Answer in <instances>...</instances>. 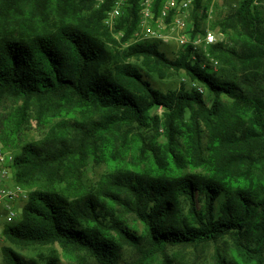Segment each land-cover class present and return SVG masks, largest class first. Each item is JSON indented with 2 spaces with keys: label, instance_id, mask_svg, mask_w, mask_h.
Returning a JSON list of instances; mask_svg holds the SVG:
<instances>
[{
  "label": "trees",
  "instance_id": "1",
  "mask_svg": "<svg viewBox=\"0 0 264 264\" xmlns=\"http://www.w3.org/2000/svg\"><path fill=\"white\" fill-rule=\"evenodd\" d=\"M93 1L0 0V99L23 100L2 121L0 141L15 154L16 183L30 190L20 219L3 228L4 238L23 246L58 243L66 253H83L96 264H121L125 246L141 252L145 260L139 264L157 252L172 264L168 246L230 237L242 259L262 264L264 18L256 0H241L228 21L220 22L225 33L231 26L240 50H227L222 43L209 46L239 72L224 76L210 71L191 46L176 59L150 41L110 54L98 35L118 44L104 24L115 0H104L85 16L83 10ZM164 1H155L156 14ZM200 7L201 0H195L192 12ZM139 21V0H130L115 31H123L127 41ZM198 30L196 22L192 33ZM132 56L184 70L203 91L185 85L162 91L127 61ZM159 106L165 109L162 121L153 113ZM31 109L40 120L68 117L77 125L68 134L58 125L43 141L20 145L18 135ZM160 123L165 144L151 149L144 144L134 169L105 177L97 191L87 189L82 167L90 155L103 153L109 135L123 126L158 129ZM143 162L146 167H140ZM112 204L133 212L144 232L129 228ZM3 254L4 264H36L11 247ZM216 256L218 264H229L218 248ZM45 259L46 264H62L55 255Z\"/></svg>",
  "mask_w": 264,
  "mask_h": 264
},
{
  "label": "rangeland",
  "instance_id": "2",
  "mask_svg": "<svg viewBox=\"0 0 264 264\" xmlns=\"http://www.w3.org/2000/svg\"><path fill=\"white\" fill-rule=\"evenodd\" d=\"M241 0H201V7L196 14L190 12L188 18V24L193 27L194 23L197 22L199 30L197 33L203 34L206 29L214 31L218 34L221 39L219 43H222L225 49L240 47L232 39L231 34L232 28L228 26V33H225L221 29L220 22L227 20L229 16L236 10ZM100 0H94L92 6L89 9H84L83 14L86 16L92 11L100 7ZM255 4L258 6V10L264 18V0H256ZM228 21V20H227ZM231 23L230 21L228 22ZM264 25V24H263ZM109 33L114 40L117 41V45L112 44L106 40L103 35L99 34L98 37L103 41L105 47L110 54H114L115 50L126 51L128 46L127 41H124L123 37L118 35L115 30H111L107 25ZM119 37V38H117ZM150 42H157L149 40ZM158 49L164 52L168 58L176 59L181 53L184 52V48L181 47L175 39H170L169 42H157ZM200 55L203 57L205 62L210 65V71L217 73L218 75H229L237 74L233 67L228 62L219 59L212 51L211 47L199 49ZM229 58V57H227ZM138 66L142 73H144L152 85L162 91H169L178 89L180 86L185 85L191 89L193 86L192 80L189 78L184 70H175L165 68L156 65L152 61L146 62L143 57L132 56L128 60ZM111 68V63L108 64ZM264 78V68L261 73ZM206 94V91H204ZM207 95V94H206ZM23 105L22 99H15L13 97L5 96L0 99V127L2 121L7 117L14 114L19 107ZM165 109L162 106L156 107L153 113L158 115L160 121L163 120ZM92 113H95L92 111ZM81 117L77 121H81ZM68 117H48L40 120L33 109L29 111L27 121L23 125L19 132V144L23 145L26 143L40 142L45 139L52 128H58L61 132L68 134L72 132V129L77 125L73 120L69 122ZM203 144L207 151V145L209 143V131L203 127ZM166 137L164 135V127L160 123L158 129H144L139 128L130 129L129 126H123L122 131L117 134L109 135L104 140L103 153L100 152L99 156H89L87 162L82 167L83 181L88 190L97 191L99 182L105 177H111L112 179L119 176V172L126 169H134L139 164L140 149L144 147V144L151 149L153 146H161L166 143ZM182 142V139H180ZM1 142V141H0ZM152 153V151L150 152ZM140 167H146V163H141ZM189 170V169H187ZM200 172L201 169H197ZM24 187V186H23ZM29 190L28 188L24 187ZM30 191V190H29ZM222 199L218 200L217 207L219 208ZM25 202H22V206ZM113 211L117 215H121L126 225L129 228L136 231L138 234L144 232V225L138 219V217L131 211L127 210L122 205H111ZM185 211L188 208V202L183 201ZM21 208V207H20ZM5 247H11L16 252L20 253L24 259L32 261L36 264H46L45 257L55 255L59 258L62 264H96L85 254H69L66 253L58 243L49 245H31L23 246L12 243L8 238L0 239V264H4L3 249ZM216 248L220 249L222 255L226 258L229 264H259L257 260L245 261L236 252L232 239L225 237L217 243L209 242L198 246H168L166 249L167 255L170 258L172 264H218L216 256ZM144 261V257L141 252L125 246L123 249V257L121 264H139ZM146 264H167L164 260V255L157 252L155 256H151ZM264 264V259L263 263Z\"/></svg>",
  "mask_w": 264,
  "mask_h": 264
},
{
  "label": "built area",
  "instance_id": "3",
  "mask_svg": "<svg viewBox=\"0 0 264 264\" xmlns=\"http://www.w3.org/2000/svg\"><path fill=\"white\" fill-rule=\"evenodd\" d=\"M129 1L115 0L113 7L108 11L104 24L111 30H115L122 9ZM155 1L139 0L140 21L133 35L127 40V46L149 40L161 43L175 39L181 47L191 46L194 52H198L201 47L207 48L220 42L218 34L209 29L203 34L192 33L193 27L189 26L188 18L195 0H165L159 14L154 11ZM116 33L124 37L123 31ZM193 86L203 91L199 83L193 82ZM14 159V152L0 142V239L4 238L3 228L15 224L20 219L22 202H26L29 196V190L15 181Z\"/></svg>",
  "mask_w": 264,
  "mask_h": 264
}]
</instances>
